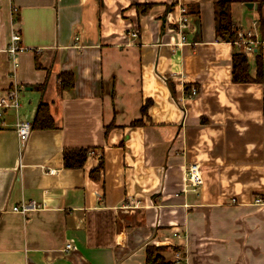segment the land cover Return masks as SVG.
<instances>
[{
  "label": "crops",
  "instance_id": "obj_1",
  "mask_svg": "<svg viewBox=\"0 0 264 264\" xmlns=\"http://www.w3.org/2000/svg\"><path fill=\"white\" fill-rule=\"evenodd\" d=\"M216 1L0 0V97L20 87L19 111L0 116V264H146L149 245L174 264H264V207H253L264 206V82L233 81L238 46L217 37ZM171 4L189 16L178 46ZM231 9L260 35L264 0ZM14 28L26 46L15 69ZM42 101L57 127L22 142L16 122H33ZM72 148L91 149L80 168L65 166ZM30 200L39 208L12 209Z\"/></svg>",
  "mask_w": 264,
  "mask_h": 264
},
{
  "label": "trees",
  "instance_id": "obj_2",
  "mask_svg": "<svg viewBox=\"0 0 264 264\" xmlns=\"http://www.w3.org/2000/svg\"><path fill=\"white\" fill-rule=\"evenodd\" d=\"M233 0H217L214 4L215 9V25H216V34L219 40L225 42H232L235 46H238V31L239 29L235 25L233 16L231 3ZM243 1V0H242ZM175 4L168 5L166 7V15L172 11ZM138 6H143L144 11H147L151 6V3L147 4H138ZM194 16H198V11H191ZM166 19V18H165ZM259 27V38L264 40V16H260L258 21ZM256 75H252L251 70V61L249 56L243 52L242 48L236 47L234 50L233 64H232V73H233V81L236 83H245V82H255L261 83L264 82V55L263 51L259 50L256 53ZM61 85L63 90L72 89L75 85V77L72 71L70 72H62L59 74ZM151 99L147 104L143 105V111L146 112L148 109V105H150ZM264 104V99H263ZM140 124V121L135 120L133 125ZM33 129H55L57 127L56 122L52 116L51 110L49 109V105L45 102H40L37 108V113L32 122ZM90 148H72L66 149L64 151V159L65 166L67 168H80L82 167L88 159V153L90 152ZM104 169V158H101L98 165L92 169L91 176L95 180H100L102 175V170ZM147 257L146 264H174L173 261H168L165 253L167 249L165 246H157V245H149L146 248Z\"/></svg>",
  "mask_w": 264,
  "mask_h": 264
},
{
  "label": "built area",
  "instance_id": "obj_3",
  "mask_svg": "<svg viewBox=\"0 0 264 264\" xmlns=\"http://www.w3.org/2000/svg\"><path fill=\"white\" fill-rule=\"evenodd\" d=\"M16 11V9H14ZM181 15L180 17H175L172 14V11L165 19V23L167 24V27L170 32L174 33L175 36H178V42L174 45H181L184 43H187V29H188V22H189V16H188V10L184 6H180L179 8ZM131 36L138 37L139 33L138 31H132ZM239 48H242L243 52L247 54V56H253L256 54L259 50L263 51L264 55V40H261L259 38V35L256 32L248 31V30H239L238 31V40L237 43ZM26 46H24L21 42V33L17 29H12L10 42L8 45V52L10 55V58L13 62L14 69L17 68L18 62H16V58L21 51L25 50ZM192 95L198 94V91L195 87L191 88ZM20 87L17 84H14L10 86L8 89H6L3 96L0 97V116H3L8 109H13L16 111H19L20 108ZM33 129L32 122L29 120H23V121H17L16 122V130L18 133V136L22 142H24L31 130ZM186 176L185 180L188 181V184L190 186H193L195 190L203 181L202 176V169L200 168V165L197 163H192L188 166L186 169ZM50 172H54V170H50ZM234 200V199H233ZM257 203H262L263 200L256 199ZM236 201V200H234ZM39 206H37L36 201L30 200V201H23L19 204L13 205V210L22 213L23 215L38 209ZM72 245L68 244L67 248H71Z\"/></svg>",
  "mask_w": 264,
  "mask_h": 264
},
{
  "label": "water",
  "instance_id": "obj_4",
  "mask_svg": "<svg viewBox=\"0 0 264 264\" xmlns=\"http://www.w3.org/2000/svg\"><path fill=\"white\" fill-rule=\"evenodd\" d=\"M246 4H247L249 7H253V6L255 5V3L252 2V1L246 2Z\"/></svg>",
  "mask_w": 264,
  "mask_h": 264
},
{
  "label": "rangeland",
  "instance_id": "obj_5",
  "mask_svg": "<svg viewBox=\"0 0 264 264\" xmlns=\"http://www.w3.org/2000/svg\"><path fill=\"white\" fill-rule=\"evenodd\" d=\"M253 207H264V206H253Z\"/></svg>",
  "mask_w": 264,
  "mask_h": 264
}]
</instances>
